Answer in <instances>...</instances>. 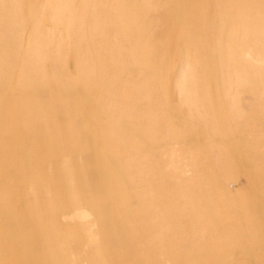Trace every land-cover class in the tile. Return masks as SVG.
I'll return each mask as SVG.
<instances>
[{
    "label": "rangeland",
    "instance_id": "374dc122",
    "mask_svg": "<svg viewBox=\"0 0 264 264\" xmlns=\"http://www.w3.org/2000/svg\"><path fill=\"white\" fill-rule=\"evenodd\" d=\"M25 105L124 166L150 264H264V0H0V112Z\"/></svg>",
    "mask_w": 264,
    "mask_h": 264
},
{
    "label": "crops",
    "instance_id": "0c3cea01",
    "mask_svg": "<svg viewBox=\"0 0 264 264\" xmlns=\"http://www.w3.org/2000/svg\"><path fill=\"white\" fill-rule=\"evenodd\" d=\"M124 173L75 115L0 112V264H150V223L123 204L137 196Z\"/></svg>",
    "mask_w": 264,
    "mask_h": 264
},
{
    "label": "bare ground",
    "instance_id": "6f19581e",
    "mask_svg": "<svg viewBox=\"0 0 264 264\" xmlns=\"http://www.w3.org/2000/svg\"><path fill=\"white\" fill-rule=\"evenodd\" d=\"M146 5H147V4H146ZM156 5H157V4H156ZM158 5H159V4H158ZM158 5H157V6H158ZM160 5H161V4H160ZM172 6H173V5H172ZM157 8H158V7H157ZM157 8H156L155 10H157ZM160 8H161V7H160ZM160 8H158V9H160ZM166 8H167V7H166ZM168 8H170V7H168ZM172 8H173V7H172ZM148 9H150V8H148ZM161 9H162V8H161ZM168 10H170V9H168ZM174 10H175V9H174ZM133 30H134V29H133ZM133 30H131V32H133ZM135 30H137V28H136ZM133 33H134V32H133ZM134 34H135V33H134ZM134 34H133V35H134ZM151 34H152V33H151ZM137 35H138V34H137ZM156 35H157V34H156ZM134 36H136V35H134ZM139 36H141V35H139ZM129 37H130V36H129ZM139 38H140V37H139ZM141 38H142V36H141ZM148 38H150V36H149ZM144 39H146V38H144ZM140 40H141V39H140ZM145 41H147V40H145ZM149 41H150V40H149ZM149 41H147V42H149ZM147 42H146V43H147ZM142 44H143V43H142ZM140 45H141V44H140ZM142 46H143V45H142ZM142 46H141V47H142ZM144 46H145V45H144ZM144 46H143V47H144ZM143 47H142V48H143ZM40 123H41V122H40ZM38 141L40 142V140H38ZM73 158H74V157H73ZM66 159H68V158H66ZM60 160H61V159H60ZM63 161H64V164H63ZM63 161H60V162H62L63 165H66V164H65V160H63ZM66 161H67V160H66ZM68 161H69V160H68ZM72 161H73V160H72ZM70 162H71V161H70ZM77 162H78V161H77ZM67 163H68V162H67ZM71 163H72V162H71ZM73 163H74V162H73ZM59 164H60V163H59ZM68 164H69V163H68ZM68 164L66 165V168H67V167H70V166H68ZM72 166L75 167V165H72ZM72 166H71V167H72ZM76 166H77V165H76ZM79 166H80V165H79ZM82 166H83V165H82ZM84 166H85V164H84ZM89 166H90V165H89ZM91 166H92V165H91ZM86 169H87V168H86ZM45 170H47V169H44V171H45ZM68 170H70V169H68ZM66 174H67V172H66ZM66 174H65V175H66ZM40 176H42V175H40ZM83 177H84V176H83ZM61 178H62V176H61ZM71 180H72V179H71ZM74 180H75V177H74ZM74 180H73V181H74ZM27 181H28V180H27ZM73 181H71V182H73ZM73 183H74V182H73ZM87 184H88V183H87ZM56 186H57V185H56ZM72 187H73V185H72ZM41 190H42V189H41ZM50 190H51V189H50ZM49 192H50V191H49ZM53 193H54V192H53ZM49 194H50V193H49ZM59 197H60V196H59ZM61 200H63V199H61ZM61 200H60V201H61ZM81 201H82V200H81ZM64 202H65V201H64ZM67 202H68V201H67ZM67 205H68V204H67ZM83 205H84V202H83ZM100 205H101V204H100ZM42 206H43V205H42ZM68 206H69V205H68ZM68 206H67V208H70V207H68ZM73 206H74V205H73ZM85 206H86V205H84V207H85ZM75 207H76V206H75ZM75 207H74V208H75ZM84 207H83V208H84ZM96 207H97V206H96ZM104 207H105V206H104ZM74 208H73V209H74ZM86 209H87V208H86ZM88 209H90V208H88ZM91 209H92V208H91ZM94 209H95V208H94ZM81 210H82V209H81ZM83 210H84V209H83ZM98 210H99V209H98ZM41 211H42V210H41ZM75 211H76V209H75ZM87 211H89V210H87ZM95 211H96V209H95ZM73 216H74V215H73ZM97 216H98V214H97ZM59 220H60V218H59ZM57 221H58V220H57ZM57 221H55V222H57ZM49 222H50V221H49ZM49 224H51V223H49ZM52 224H53V223H52ZM90 224L92 225V223H90ZM94 224H95V223H94ZM94 224H93V225H94ZM50 226H53V225H50ZM60 226H61V225H60ZM46 227H47V226H46ZM62 227H63V226H62ZM93 227H94V226H93ZM96 228H97V227H96ZM92 229H94V228H92ZM87 230H89V228H88ZM59 231H60V230H59ZM62 231H64V230H62ZM62 231H61V232H62ZM61 232H60V233H61ZM66 232H67V231H66ZM57 233H58V232H57ZM62 233H63V232H62ZM58 234H59V233H58ZM65 236H66V235H65ZM56 237H57V236H56ZM58 238H59V241H60V239H62V238H60V237H58ZM58 238H57V241H58ZM63 239L66 240L65 238H63ZM79 239H80V238H79ZM41 242H42V241H41ZM63 242H64V241H63ZM66 242H67V241H66ZM68 242H69V241H68ZM42 243H43V242H42ZM45 243H46V242H45ZM49 243H50V242H49ZM59 243H60V242H59ZM39 244H40V243H39ZM46 244H47V243H46ZM46 244H45V245H46ZM51 244H52V243H51ZM68 244H69V243H68ZM68 244H67V245H68ZM84 244H85V243H84ZM34 245H35V244H34ZM41 245H42V244H41ZM43 245H44V244H43ZM100 245H101V244H100ZM39 246H40V245H39ZM52 246H53V245H52ZM63 246H64V245H63ZM37 248H38V247H37ZM69 248H70V247H69ZM74 248H75V247H74ZM72 249H73V248H72ZM80 249H81V248H80ZM62 250H63V249H62ZM75 250H76V249H75ZM103 251H104V250H103ZM97 252H98V250H97ZM55 253H56V252H55ZM72 253H73V250H72ZM88 253H89V251H88ZM92 253H93V252H92ZM95 253H96V251H95ZM95 253H94V254H95ZM57 254H58V253H57ZM89 254H90V253H89ZM104 254H105V253H104ZM69 255H70V254H69ZM70 256H71V255H70ZM90 256H91V255H90ZM93 257H94V256H93ZM65 259H66V258H65ZM89 260H90V259H89ZM89 260H87V261H89ZM97 260H98V259H97ZM100 260H101V259H100ZM102 263H103V261H102ZM104 263H105V262H104Z\"/></svg>",
    "mask_w": 264,
    "mask_h": 264
}]
</instances>
